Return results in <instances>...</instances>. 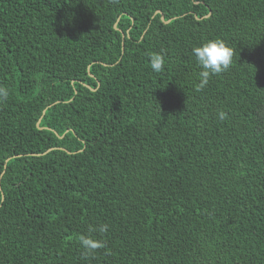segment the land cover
<instances>
[{"label": "trees", "instance_id": "obj_1", "mask_svg": "<svg viewBox=\"0 0 264 264\" xmlns=\"http://www.w3.org/2000/svg\"><path fill=\"white\" fill-rule=\"evenodd\" d=\"M0 89V264H264V0H0Z\"/></svg>", "mask_w": 264, "mask_h": 264}, {"label": "clouds", "instance_id": "obj_2", "mask_svg": "<svg viewBox=\"0 0 264 264\" xmlns=\"http://www.w3.org/2000/svg\"><path fill=\"white\" fill-rule=\"evenodd\" d=\"M192 52L200 69L198 74L199 83L197 85L199 90L204 89L209 84L210 79L213 76L227 72L232 65L235 54L234 49L221 38H216L203 43L201 46L194 47ZM149 59L150 66L154 72L160 73L163 71L165 65L164 55L160 53H153ZM0 95L7 96L8 93L6 90L0 89ZM218 118L220 120H224L226 118V113L222 110L219 111ZM90 231H96V229H91ZM99 231L106 233L108 231V226H101ZM79 239L86 256L91 255L97 249L105 247L102 240L95 239L91 235H82Z\"/></svg>", "mask_w": 264, "mask_h": 264}, {"label": "water", "instance_id": "obj_3", "mask_svg": "<svg viewBox=\"0 0 264 264\" xmlns=\"http://www.w3.org/2000/svg\"><path fill=\"white\" fill-rule=\"evenodd\" d=\"M162 20L165 21V20H164V17H162ZM170 21H171V20L167 21L166 23H169ZM122 51H124V45H123Z\"/></svg>", "mask_w": 264, "mask_h": 264}, {"label": "rangeland", "instance_id": "obj_4", "mask_svg": "<svg viewBox=\"0 0 264 264\" xmlns=\"http://www.w3.org/2000/svg\"><path fill=\"white\" fill-rule=\"evenodd\" d=\"M6 168V167H5Z\"/></svg>", "mask_w": 264, "mask_h": 264}]
</instances>
